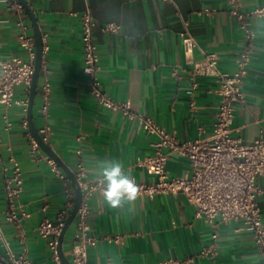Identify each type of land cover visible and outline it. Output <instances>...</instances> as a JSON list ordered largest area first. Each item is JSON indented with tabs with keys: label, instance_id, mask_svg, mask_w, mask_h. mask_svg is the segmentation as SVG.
I'll return each instance as SVG.
<instances>
[{
	"label": "crops",
	"instance_id": "0c3cea01",
	"mask_svg": "<svg viewBox=\"0 0 264 264\" xmlns=\"http://www.w3.org/2000/svg\"><path fill=\"white\" fill-rule=\"evenodd\" d=\"M26 2L46 46L32 105L33 123L37 131L44 124L52 129L47 144L74 173L77 163L82 162L81 180L96 177L95 165L106 159L119 160L138 181L155 179L137 164L139 158L152 152L154 136L141 128L138 119L111 111L88 94L78 20L86 7L95 19L98 77L105 93L114 100H128L134 113L151 115L180 139L210 136L218 103L217 83L211 76H197L192 87L188 69L192 61L203 58V53L213 52L221 71L236 70L244 38L238 21L229 12L228 0ZM263 4L264 0H241L240 9L246 12ZM17 19L18 14L0 0V60L28 57L19 45ZM183 20L188 21V31L196 39L192 54L183 51ZM24 21L33 44V27L25 11ZM249 21L255 33L254 51L241 83L243 99L236 103L231 125L232 135L247 143L264 132V14L251 16ZM110 22L119 24L120 30L104 31ZM45 80L51 91L48 115L42 120L38 107L40 86ZM28 97L29 88L15 86V99ZM26 114L27 105L14 103L6 108L0 104V233L14 252L26 250L31 264H62L53 258L48 240L37 234L36 226L44 217L53 220L64 207V184L44 159L48 154L40 146L34 155L30 154L31 133L22 126ZM10 155L20 163L23 179L15 202L28 213L18 225L6 219L4 184L11 171ZM188 169V160L176 153L167 160L166 170L171 177L183 176ZM257 185L264 222V174L257 177ZM43 205L45 211L41 210ZM89 207L88 222L94 238L88 247L91 264H156L167 258H177L183 264H263L253 234L239 229L240 221L219 223L214 228L205 218L194 215L193 207L181 193H159L151 199L138 196L131 204L110 209L102 193L96 192L89 199ZM74 229L73 219L61 243L69 261ZM214 232L215 239L211 236ZM210 244L215 245V251L201 255V249ZM4 253L5 245L0 239V264H6L2 260Z\"/></svg>",
	"mask_w": 264,
	"mask_h": 264
},
{
	"label": "built area",
	"instance_id": "2783aa9c",
	"mask_svg": "<svg viewBox=\"0 0 264 264\" xmlns=\"http://www.w3.org/2000/svg\"><path fill=\"white\" fill-rule=\"evenodd\" d=\"M6 6L18 14L17 26L19 45L28 52L23 59L12 56L0 60V104L9 107L12 104L27 105L28 100L14 98V88L23 84L29 88L34 73V45L28 25L24 21V9L19 0H3ZM229 12L238 21L242 30L244 45L236 58V70L233 73L221 71L217 66V55L213 52L203 53V58L192 61L188 69L190 84L196 85L197 76H211L217 86L215 93L218 103L215 112V121L212 133L207 138L180 139L174 130L167 131L158 124L149 114L134 113L130 102L114 100L101 87L98 71L100 68L97 45L93 37L95 19L88 7L78 14L81 30L82 72L87 78L88 94L105 108L118 112L130 119H138L141 128L152 140V152L137 160L148 174L155 177L153 181H134L140 192L138 196L153 198L156 194L181 193L186 201L193 207L196 217H203L215 228L219 223H228L232 220L240 221V228L253 234L254 243L264 264V222L257 201L259 187L257 177L264 174V132L261 131L252 142H244L241 137L232 135V122L235 115L236 103L242 101L243 92L241 83L248 73L253 55L254 30L249 18L262 16L264 4L258 5L246 12L241 11V0H228ZM74 14V13H73ZM184 30L180 33L182 47L185 54H192L196 39L188 31V21L183 20ZM104 31L117 32L120 25L114 22L107 23ZM46 46H43V50ZM176 70L173 74L176 75ZM51 85L45 80L40 86L41 101L38 114L42 120L48 115ZM22 126L28 128L26 118ZM8 127V126H7ZM42 141L48 142L52 129L44 124L38 130ZM29 134V133H28ZM30 154L34 155L39 148L37 141L29 134ZM80 136L77 137L79 139ZM176 153L189 162V169L183 176L171 177L166 170V163L170 155ZM44 159L51 169L63 182V191L66 197L64 207L59 210L53 220L44 217L37 226V234L48 240L52 256L59 262L57 251L58 236L64 225L68 212L73 206L74 197L67 185L68 176L56 161L49 155ZM10 175L5 178V197L7 201L6 219L18 225L22 218L28 216L15 202L17 195L22 191L23 179L20 163L12 155ZM75 177L82 192L81 202L74 217L75 229L70 251L71 264H91L88 260V247L94 238L90 234L88 216L90 213L89 199L93 193H102V186L96 177L81 180L83 175L82 162L77 163ZM18 208L20 211H18ZM46 210V205L41 207ZM214 239L217 234L211 235ZM0 239L5 245L2 260L6 264H31L26 250L14 252L7 240L0 233ZM23 241L22 239L20 240ZM215 251V245L210 244L201 249L200 254L205 255ZM1 263V262H0ZM156 264H183L177 258H167Z\"/></svg>",
	"mask_w": 264,
	"mask_h": 264
},
{
	"label": "water",
	"instance_id": "95a60500",
	"mask_svg": "<svg viewBox=\"0 0 264 264\" xmlns=\"http://www.w3.org/2000/svg\"><path fill=\"white\" fill-rule=\"evenodd\" d=\"M23 6V9L25 11V13L28 15L32 27H33V45H34V51H35V57H34V73H33V77L29 86V97H28V103H27V121H28V129L30 131V133L32 134V136L34 137V139L37 141L38 145L50 156L52 157L56 163L62 167L65 172L68 174V176L70 177L73 187H74V203L73 206L68 214V216L65 219L64 225L60 231V234L58 236V244H57V251H58V256L60 259V262L62 264H71V262L68 260L67 257H65V255L62 252L61 249V243H62V237L65 233V231L67 230V228L69 227V225L71 224V222L73 221L77 209L79 207V204L81 202V198H82V192L81 189L78 186V181L75 177L74 172L68 168L60 159H58V157L51 151L49 145L47 143H45L44 141H42L40 134L38 133L36 127L34 126L33 123V119H32V105H33V100H34V95L36 92V88H37V84H38V77H39V72L41 69V63H42V55H43V41H42V34L38 28V23L36 21V18L34 17L32 11L30 10V8L28 7V4L26 2V0H19Z\"/></svg>",
	"mask_w": 264,
	"mask_h": 264
},
{
	"label": "clouds",
	"instance_id": "9594fccd",
	"mask_svg": "<svg viewBox=\"0 0 264 264\" xmlns=\"http://www.w3.org/2000/svg\"><path fill=\"white\" fill-rule=\"evenodd\" d=\"M96 178L102 186V197L110 209L131 204L139 195L134 178L119 160L106 159L95 165Z\"/></svg>",
	"mask_w": 264,
	"mask_h": 264
}]
</instances>
